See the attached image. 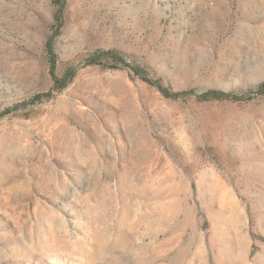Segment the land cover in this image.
I'll return each mask as SVG.
<instances>
[{
	"label": "rangeland",
	"instance_id": "374dc122",
	"mask_svg": "<svg viewBox=\"0 0 264 264\" xmlns=\"http://www.w3.org/2000/svg\"><path fill=\"white\" fill-rule=\"evenodd\" d=\"M56 12L0 0V264H264V0Z\"/></svg>",
	"mask_w": 264,
	"mask_h": 264
},
{
	"label": "trees",
	"instance_id": "16d2710c",
	"mask_svg": "<svg viewBox=\"0 0 264 264\" xmlns=\"http://www.w3.org/2000/svg\"><path fill=\"white\" fill-rule=\"evenodd\" d=\"M53 5L57 8V12H56L57 21L62 23L64 10H65V6H66V0H53ZM47 52L49 54V59H50L51 65H52L51 76L53 77L54 84H55L54 85V89L58 90V91H61L64 88H66L68 83L71 81V79L73 77V74H72L71 71H69V73L67 74L66 78L64 80H60L55 74L56 55L54 53V49L52 48L51 43L47 46ZM103 55L105 57L109 58L110 60L115 61V62L122 61L120 59L119 55L117 53H115L114 51L104 52ZM91 63L95 64L96 62H91ZM135 72L138 74V70H135ZM142 78L148 84L157 87V89L167 98L177 99V98H179L180 96L183 95V93H172V92H169L162 85H160V84H158L156 82H153L149 78H145V77H142ZM250 93H257V94L264 95V83L259 85L254 92H250ZM49 96H50V94L47 95V97H49ZM40 99H41V96H37L32 101L34 103V102L40 101ZM198 99L201 100V101H211V100L223 101V100L237 99V97L234 94L224 93V92H221V91H208V92L203 93L202 95H200Z\"/></svg>",
	"mask_w": 264,
	"mask_h": 264
}]
</instances>
